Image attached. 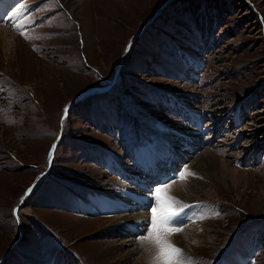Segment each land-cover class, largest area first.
<instances>
[{
    "label": "rangeland",
    "instance_id": "obj_1",
    "mask_svg": "<svg viewBox=\"0 0 264 264\" xmlns=\"http://www.w3.org/2000/svg\"><path fill=\"white\" fill-rule=\"evenodd\" d=\"M0 11V259L17 239L0 264H153L157 187L183 208L166 239L191 264H264V0Z\"/></svg>",
    "mask_w": 264,
    "mask_h": 264
},
{
    "label": "snow or ice",
    "instance_id": "obj_2",
    "mask_svg": "<svg viewBox=\"0 0 264 264\" xmlns=\"http://www.w3.org/2000/svg\"><path fill=\"white\" fill-rule=\"evenodd\" d=\"M14 27L20 30L22 25H15ZM21 35H24L23 31H21ZM54 147L55 145H53ZM188 174L194 175L190 171ZM179 178L184 179L185 173L181 172ZM30 191L31 189L28 190V192ZM151 194L155 199V206L151 208L152 215L151 224L148 227V235L143 237V239L157 246L158 251L153 257V264H191L182 250L166 239V236L182 231L179 227H173L183 212V208L176 207L180 202L175 197L167 195L161 187H157ZM184 207L188 206L185 205Z\"/></svg>",
    "mask_w": 264,
    "mask_h": 264
},
{
    "label": "bare ground",
    "instance_id": "obj_3",
    "mask_svg": "<svg viewBox=\"0 0 264 264\" xmlns=\"http://www.w3.org/2000/svg\"><path fill=\"white\" fill-rule=\"evenodd\" d=\"M4 7V6H3ZM4 9L6 10V9H8L7 7H4ZM0 12H3V11H0ZM0 19H1V17H0ZM166 143H167V141H165ZM164 143V142H163ZM160 144H161V142H160ZM160 145L158 144V147H159ZM166 145H164L163 147V149H160L161 150V153L162 154H160V156L161 157H164L163 156V154H165V155H167V156H170V158L172 157V155L175 153V152H172L171 151V144L169 143L168 144V147H165ZM172 149H174V147H172ZM145 154H147V151L146 152H144ZM176 154V153H175ZM157 155V154H156ZM146 156V155H145ZM179 156H181V155H179ZM178 155H175V160H177L178 159V157H179ZM171 160V159H170ZM173 160V159H172ZM171 160V161H172ZM148 161V163L150 162L149 160H147ZM156 161L155 160H153V161H151L150 163H155ZM170 162V161H169ZM145 163H147V162H145ZM135 176H136V178H137V180L136 181H133V182H131V184H135V185H137V186H140L141 184H142V182L141 181H144V179L143 178H141V179H139L138 178V175L137 174H139L137 171L135 172V173H133ZM139 182V183H138ZM144 182H146V181H144ZM141 183V184H140ZM139 184V185H138ZM184 183H183V181L181 180V181H179L178 183H173V188H172V190L174 191V189H176L174 192L178 195V193L180 192V191H182L183 189L185 190L184 192H186L185 194H183V196H184V198H186V199H188L189 201H195L194 199H191V198H193V195L191 196V195H189L188 193H187V186H184L183 185ZM148 186V184H142V186ZM177 185V186H176ZM183 185V186H182ZM134 187V186H133ZM169 187V186H168ZM171 188V187H170ZM145 189V188H144ZM122 192H124V193H126L125 192V190H124V188L122 187ZM129 190L127 189V192H128ZM173 192V193H174ZM143 194V193H142ZM181 196V195H180ZM186 196V197H185ZM118 197V196H117ZM142 197H145V196H142ZM182 197V196H181ZM119 200V198L117 199V201ZM133 204H137V206H139L140 208L139 209H141V210H139L138 212H136V213H134L135 214V216L136 217H138V219H137V221L136 222H139L140 220L141 221H144L146 218H147V213H145V211L143 210V207H144V205H142V201H139V203H133ZM133 204H131V203H125V206L126 207H133ZM124 205V202H122V206ZM98 209V208H97ZM101 210H103V209H101ZM142 212H144V213H142ZM147 212V211H146ZM140 221V222H141ZM139 222V223H140ZM128 241H130V240H128ZM127 241V242H128ZM178 242L179 243H183V245L184 244H186V240H184V239H180L179 238V240H178ZM120 245H121V243H120ZM129 245H131V244H129ZM123 246V245H122ZM145 249V248H144ZM132 251H129V254L131 253ZM146 258H147V254L144 252V251H142L141 250V254L139 255V257L137 258L138 259V264H142V263H144V261L146 260ZM150 260V259H149ZM149 264V263H148Z\"/></svg>",
    "mask_w": 264,
    "mask_h": 264
},
{
    "label": "water",
    "instance_id": "obj_4",
    "mask_svg": "<svg viewBox=\"0 0 264 264\" xmlns=\"http://www.w3.org/2000/svg\"><path fill=\"white\" fill-rule=\"evenodd\" d=\"M17 243V239L14 240L10 245L9 248L7 249V252L5 253V255L0 259V263L5 261V259L8 257L9 253L11 252V249L16 245Z\"/></svg>",
    "mask_w": 264,
    "mask_h": 264
}]
</instances>
